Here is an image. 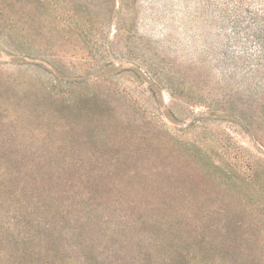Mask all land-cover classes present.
I'll return each instance as SVG.
<instances>
[{
	"label": "rangeland",
	"instance_id": "rangeland-1",
	"mask_svg": "<svg viewBox=\"0 0 264 264\" xmlns=\"http://www.w3.org/2000/svg\"><path fill=\"white\" fill-rule=\"evenodd\" d=\"M27 226L264 264V0H0V241Z\"/></svg>",
	"mask_w": 264,
	"mask_h": 264
},
{
	"label": "trees",
	"instance_id": "trees-1",
	"mask_svg": "<svg viewBox=\"0 0 264 264\" xmlns=\"http://www.w3.org/2000/svg\"><path fill=\"white\" fill-rule=\"evenodd\" d=\"M156 209L158 210V208ZM141 211L143 212V209ZM142 223L146 224L145 222ZM28 228L29 226H27V229H21L20 232L17 228H9L12 235L7 240L0 241V264H78L77 260L69 256L65 246H63L64 249L60 250L58 245L55 244L58 240H54L48 234L37 235ZM170 233V231H166L162 236L150 234L152 241L165 254L171 255L173 252L176 254L172 258L167 256L168 264H247V260L249 261L248 257L246 260V257L242 254L243 244L238 245L241 253L229 257H227V253L218 250L210 243H203L198 252L195 253L182 249L178 243L173 244ZM220 245L221 247H228L223 242ZM154 252L156 250L150 247L145 250V256L148 257ZM87 259L84 258L83 260L85 264H98ZM132 259L131 261H133ZM145 261H147V258ZM84 263L82 262V264ZM118 264L124 263L119 262Z\"/></svg>",
	"mask_w": 264,
	"mask_h": 264
}]
</instances>
